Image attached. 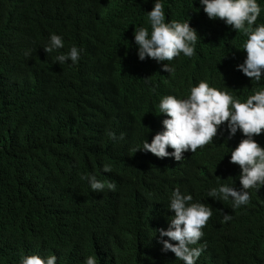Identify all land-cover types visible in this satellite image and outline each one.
Masks as SVG:
<instances>
[{
    "label": "trees",
    "instance_id": "16d2710c",
    "mask_svg": "<svg viewBox=\"0 0 264 264\" xmlns=\"http://www.w3.org/2000/svg\"><path fill=\"white\" fill-rule=\"evenodd\" d=\"M153 3L0 0V264L53 253L56 264H84L89 255L98 264H183L161 251L154 232L167 228L168 195L176 187L213 208L197 264H264V187L249 190L251 200L240 209L206 194L218 177L241 187L228 154L242 139L239 130L227 139L222 125L214 143L185 152L182 161L132 151L161 130L160 96H180L204 79L241 100L257 88L236 67L246 57L245 37L209 19L199 0H164L166 20L189 19L197 30L196 54L174 58V74L153 59L140 61L134 27L148 26ZM52 32L64 38L60 51L83 49L77 64L54 63L56 53L45 52ZM146 77L159 95L145 86ZM108 130L124 132V140L112 141ZM254 138L264 146V132ZM104 163L111 172L101 171ZM86 172L117 189L93 192L81 179ZM225 213L232 219L225 221Z\"/></svg>",
    "mask_w": 264,
    "mask_h": 264
},
{
    "label": "clouds",
    "instance_id": "9594fccd",
    "mask_svg": "<svg viewBox=\"0 0 264 264\" xmlns=\"http://www.w3.org/2000/svg\"><path fill=\"white\" fill-rule=\"evenodd\" d=\"M199 3L209 19H220L230 26V30L243 34L245 39L240 48L246 52V57L236 67L251 82H255L257 88L246 100H241L233 92L213 87L204 79L197 84H190L188 91L180 96H160L156 108L159 115L165 117L161 121V130L155 133L151 142L144 137L142 144L135 146L132 151L135 153L140 150L158 158L172 157L182 161L185 152L194 153L198 148L214 143L222 125L228 133L227 139L234 137L239 130L242 139L236 147L227 148L230 153L229 162L239 166L241 187L237 189L234 186L232 177H218L215 186H210L206 194L213 200L228 202L233 209H240L251 200L249 190L258 191L264 187V146L254 138L264 132V86L261 85L264 81V22H258L264 8L260 0H199ZM146 14L148 26L134 27L138 59H153L161 65L163 71L174 74L176 67L170 62L182 54L193 57L201 37L190 26L189 19L166 20L164 0H154L152 9ZM64 47L63 36L52 32L43 49L48 54L56 53L54 63L70 66L77 64L83 49L73 44L67 51H60ZM24 54L30 56L32 50L28 49ZM150 77L143 79L144 84L153 94L159 95V86ZM107 135L114 142L125 138L124 132L117 135L114 130H108ZM169 148L172 151H168ZM101 171L111 172L112 165L104 163ZM81 179L87 182L93 192L117 189L115 181L101 180L95 172L82 173ZM167 209L172 212L167 217V228L154 230L159 233L161 251L174 253L176 260L183 264H197L207 247L206 242L200 241L205 235L203 228L213 215L212 206L176 187L168 195ZM223 218L228 221L232 216L225 213ZM57 259L54 253L47 256L23 255L20 264H56ZM84 264H98V257L89 255Z\"/></svg>",
    "mask_w": 264,
    "mask_h": 264
}]
</instances>
